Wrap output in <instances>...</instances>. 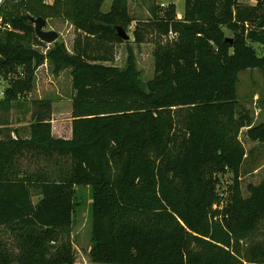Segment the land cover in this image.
Instances as JSON below:
<instances>
[{"label":"trees","instance_id":"1","mask_svg":"<svg viewBox=\"0 0 264 264\" xmlns=\"http://www.w3.org/2000/svg\"><path fill=\"white\" fill-rule=\"evenodd\" d=\"M44 1L6 0L0 12L9 25L0 30V108L32 110L28 138L0 134V264H75L79 187L91 189L94 264H264V183L244 196L240 140L248 128L264 146V123L253 124L237 90L241 72H264L253 47L264 46V0H186L182 20L175 4L154 9L133 33L138 45L155 39L146 83L132 49L124 68L113 64L127 42L117 30L134 22L130 0L107 13L106 0ZM33 18L70 22L73 53L58 40L37 51L46 44ZM46 61L54 75L71 69V139L52 134L53 101L30 98ZM224 171L234 179L220 208Z\"/></svg>","mask_w":264,"mask_h":264},{"label":"rangeland","instance_id":"2","mask_svg":"<svg viewBox=\"0 0 264 264\" xmlns=\"http://www.w3.org/2000/svg\"><path fill=\"white\" fill-rule=\"evenodd\" d=\"M242 3L248 5H256L257 0H241ZM113 4V0H106L103 5L102 11L107 13L110 11ZM175 4L177 9V19L182 20L185 13L186 0H130L129 10L134 22L128 30L130 40L124 44L117 45L114 66L124 68L128 59V50L132 49L136 56L137 70L139 71L140 80L146 83L152 80L155 76V59L154 50L155 42L154 37H149L145 43L141 45L134 42V31L138 23H146L153 21L155 15L153 10L156 9L158 15H162L164 10L170 5ZM55 21L47 20L45 27L46 31H56L59 34L58 41L64 42L68 51L73 53L74 42L77 37L71 33L68 35V29L70 25L67 21ZM70 23V22H68ZM135 23V24H134ZM71 24V23H70ZM175 35L170 33L168 36H162L164 43L173 41ZM228 36L231 33H227ZM70 36V39H69ZM46 44V43H45ZM54 44V43H53ZM53 44H46L45 46L35 47L37 51L46 53V51L53 46ZM258 55L264 54V46L253 44ZM48 63V62H47ZM35 73V88L31 93V99L38 96L35 93L40 88L44 92L46 98H50L54 103V125L58 134L62 133L64 137H67L72 121L71 109L72 98L74 95L72 87L71 69H67L59 79H57L52 71L51 65L48 63V72L43 75L37 76ZM62 73V72H61ZM38 77V78H37ZM238 99L241 107L245 108L249 115L252 117L254 125L264 123V72L258 69L246 70L239 74L238 77ZM37 82L40 84L38 85ZM44 84V87H42ZM7 86V82L0 80V91H3ZM33 94V98H32ZM35 96V97H34ZM1 98V97H0ZM14 107L7 113L0 108V122H4L5 119L9 120L8 124L12 127L0 129V134L8 135L15 130H21L24 136L23 128H16L18 123H27L29 120H24V117L18 119L19 112ZM32 120L29 121V124ZM26 129V128H25ZM248 128H244L241 131L240 140L242 141L246 149V159L244 161L241 173V187L245 197L248 196V187L251 184L264 183V146L257 142L250 141L245 135ZM9 136H11L9 134ZM217 179V193L223 198L224 207L230 200V193L233 184V174L229 171H224L216 176ZM36 194V193H34ZM79 207L76 209L74 215L73 229H72V244L75 250V264H94L91 261L90 250L92 247V204H91V189L90 187L77 188ZM34 203L39 201L38 197L33 198Z\"/></svg>","mask_w":264,"mask_h":264},{"label":"crops","instance_id":"3","mask_svg":"<svg viewBox=\"0 0 264 264\" xmlns=\"http://www.w3.org/2000/svg\"><path fill=\"white\" fill-rule=\"evenodd\" d=\"M55 21H59V22H62L61 20H55ZM67 24H69L70 25V28L68 29V35H70L71 33L73 34V36H75V30H74V27L70 24V23H68V22H66ZM135 24V23H134ZM69 39H70V36H69ZM67 71V70H66ZM66 71H64V72H66ZM46 72H48V63L47 62H45L42 66H40L39 68H38V71H37V76L39 77V74L40 75H43V73L45 74ZM64 72H62V73H60L58 76H55L57 79H59L60 78V76L64 73ZM37 77V78H38ZM37 84L39 85L40 84V82L38 83L37 82ZM43 85V84H42ZM44 85H46V84H44ZM44 85L42 86V87H44ZM35 93H38V96L37 97H35V98H33V94H32V98L33 99H37V100H40V99H43V98H46V97H43L44 96V92H42V89L40 88L39 90H37L36 92H34V94ZM31 98V97H30ZM50 99V98H49ZM52 100V99H51ZM53 101V100H52ZM71 102H72V100H71ZM72 104V103H71ZM53 105H54V103H53ZM52 105V108H53V115H52V134H53V136L55 137V138H65V139H71L72 138V121L70 122V127H69V132H68V135H67V137H64L63 136V134L62 133H60V134H58L57 132H56V128H55V125H54V115H55V113H54V106ZM17 112H19V116L18 117H20V118H18V119H21V117H24V120H32V110H31V105H30V103H28V104H24V105H20L19 106V108L17 109ZM71 116H72V109H71ZM9 121V120H8ZM29 121H27V123H18V125H16V128H23V127H25L24 129H23V131H24V136L22 135V131L21 130H15V131H13V132H10L9 134L12 136V137H15V136H17V133H19V135L20 136H22V137H24V138H28V136H29V132H30V125H31V123L29 124ZM5 127H7V128H10V127H12L11 125H9L8 123H7V125L5 126ZM4 128V127H3ZM9 134L7 135V136H9Z\"/></svg>","mask_w":264,"mask_h":264},{"label":"water","instance_id":"4","mask_svg":"<svg viewBox=\"0 0 264 264\" xmlns=\"http://www.w3.org/2000/svg\"><path fill=\"white\" fill-rule=\"evenodd\" d=\"M32 24L35 27V33L37 37L46 44H53L59 39V34L56 31H46L45 27L47 25V21L43 18H33L31 19ZM118 35L123 38L125 41H129L131 38L128 35L127 31L125 29L119 28L117 30ZM229 41H232L231 38H228ZM3 60L0 59V62Z\"/></svg>","mask_w":264,"mask_h":264},{"label":"built area","instance_id":"5","mask_svg":"<svg viewBox=\"0 0 264 264\" xmlns=\"http://www.w3.org/2000/svg\"><path fill=\"white\" fill-rule=\"evenodd\" d=\"M5 1L6 0H0V12H1V9H2V6H3V4L5 3ZM52 0H45L44 2H51ZM9 27V25L8 24H5L4 23V19H3V17L0 15V30H5V29H7ZM173 36H175V35H173ZM1 59V58H0ZM47 62V61H46ZM3 96H4V90L3 91H0V97L1 98H3ZM217 208V207H216ZM220 208H224V205L222 204L221 206H220Z\"/></svg>","mask_w":264,"mask_h":264}]
</instances>
